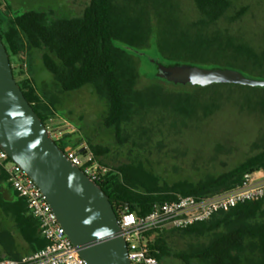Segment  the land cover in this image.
<instances>
[{"label":"trees","instance_id":"16d2710c","mask_svg":"<svg viewBox=\"0 0 264 264\" xmlns=\"http://www.w3.org/2000/svg\"><path fill=\"white\" fill-rule=\"evenodd\" d=\"M194 6L199 24H213L226 14L231 0H194ZM113 8L112 0H89L80 17L54 20H48L42 12L27 11L9 20L0 18V37L9 61L11 57L23 61L30 70L29 63H33V53L36 52L42 68L53 76L52 87L42 92H38L31 70V77L16 80L45 127L58 114L61 106L59 96L66 97L69 93L90 87L94 93L105 98L104 125L113 131L117 144L124 147L128 144V138L124 135L125 126L133 124L140 131L147 108L154 106L158 99H150L149 91L139 86L140 59L115 44L117 40L146 47L151 30L146 35L142 28L128 30L131 8L125 7L119 18L114 16ZM164 44L158 45L161 59L165 58L163 50H171L172 54L184 51L196 56L202 63H214L220 68L237 69L240 73L248 72V68L253 72H264V51L258 56L249 47L232 44L230 59L226 63H218L211 62L209 58L216 60L224 57L212 52L210 42L178 38L176 42ZM152 78L162 79L156 74ZM166 81L171 86L185 88L184 92H173L166 97L173 112L185 115L192 114L198 108L199 97H194L193 93L227 87L232 89L238 84L215 82L203 88L200 80ZM142 133L145 134V130ZM82 138L78 137L76 141L73 135L65 134L59 147L63 150L68 144L78 146ZM131 143L136 145L134 141ZM87 145L95 158L110 168L99 186L109 197L114 210L125 209L127 204V210L137 215L147 214L155 203L172 201L178 196L202 197L229 190L240 183L246 172L264 168L262 151L227 172L197 181L179 180L168 186L146 167L140 154L129 163L112 168L103 160L109 153L106 147ZM174 231L186 235L214 233L211 242L201 250L188 257L176 255L185 262L187 258H192L201 264H264V198L236 205L227 212H218L208 221L187 229L155 233L151 250L158 251L155 256L159 264H165L167 240ZM16 234L26 248L23 253L19 251L22 247L17 243ZM45 245L46 241L40 236L37 222L29 214L25 201L12 190L7 174L0 168V247L5 251L4 257L20 259Z\"/></svg>","mask_w":264,"mask_h":264},{"label":"rangeland","instance_id":"374dc122","mask_svg":"<svg viewBox=\"0 0 264 264\" xmlns=\"http://www.w3.org/2000/svg\"><path fill=\"white\" fill-rule=\"evenodd\" d=\"M112 3L116 18L122 15L125 7L131 8L128 30L142 28L145 35L151 30L146 47L117 40L115 44L140 59L139 86L149 91L150 95H147L150 99L158 100L154 106L147 108L140 131L133 124L125 126L124 135L128 138V144L124 147L117 144L113 131L104 125L105 98L94 93L90 87L67 94L58 110V114L77 130L69 132L55 116L49 121L52 126L60 125L66 134L82 136L80 142L106 147L109 153L103 160L112 168L129 163L140 154L146 167L168 186L179 180L197 181L227 172L264 151V86L238 83L232 89L227 87L193 93L194 97H199L198 108L192 114L185 115L173 112L166 99L168 94L184 92L185 88L171 86L165 79L152 78L156 74V62L204 69L220 68L214 63H202L199 58L184 51L172 54L171 50H163L166 59H161L158 54L159 43L162 46L164 43L171 44L178 38L191 42H210L212 52L224 57L216 60L210 57L211 62L226 63L232 55V44L249 47L259 56L264 51V0H231L230 8L221 19L206 25L199 24L194 0H112ZM88 4L89 0H0V18L9 20L27 11L42 12L48 20L77 18ZM36 54L33 53V63H29V66L37 90L42 92L52 87L53 76L42 68ZM10 63L14 67L15 80H22L21 77L25 75L23 61L11 57ZM247 70L242 73L248 78L264 80V72H253L250 68ZM176 75L175 80L179 77V74ZM180 75L205 81L203 88L219 79L209 74ZM78 137L73 136L76 141ZM133 141L136 145L131 143ZM213 238L214 233L186 235L178 231L171 232L164 263L201 264L192 258H187L185 262L176 255L188 257L208 245ZM16 240L19 245H24L18 234Z\"/></svg>","mask_w":264,"mask_h":264},{"label":"water","instance_id":"95a60500","mask_svg":"<svg viewBox=\"0 0 264 264\" xmlns=\"http://www.w3.org/2000/svg\"><path fill=\"white\" fill-rule=\"evenodd\" d=\"M156 76L182 82L184 74L213 75L215 82L264 86L229 68L155 63ZM175 80L174 76H177ZM179 78V79H178ZM197 80V79H196ZM202 81L205 85V81ZM0 148L40 189L65 234L86 264H130L116 211L99 184L64 154L17 84L0 37ZM128 205H125L127 209Z\"/></svg>","mask_w":264,"mask_h":264},{"label":"built area","instance_id":"2783aa9c","mask_svg":"<svg viewBox=\"0 0 264 264\" xmlns=\"http://www.w3.org/2000/svg\"><path fill=\"white\" fill-rule=\"evenodd\" d=\"M11 67L14 68L12 64ZM63 127L69 132L75 131L67 124ZM46 131L58 146L66 134L60 127L52 124L46 127ZM62 151L97 184L102 182L110 171L108 166L95 158L84 141L78 146L68 144ZM0 168L7 174L12 190L25 201L29 214L37 222L40 236L46 241L42 249L20 259L2 257L0 264H86L57 221L38 186L1 148ZM263 198L264 168H259L246 172L239 184L226 191L202 197L178 196L172 201L155 203L144 215H137L127 209L115 211L130 264H159L155 256L158 251L151 250L155 233L187 229L208 221L218 212H227L236 205Z\"/></svg>","mask_w":264,"mask_h":264},{"label":"crops","instance_id":"0c3cea01","mask_svg":"<svg viewBox=\"0 0 264 264\" xmlns=\"http://www.w3.org/2000/svg\"><path fill=\"white\" fill-rule=\"evenodd\" d=\"M23 65H24V72H25V75H23L22 77H21V79H26V78H28V77H31V72H30V70L28 69V67H26V64L23 62ZM59 98L61 99V104H62V102H65V99H66V97H64V96H59ZM55 117H57L58 119H60V125L63 127L65 124H67V125H69L70 127H72V128H74V130H77L76 129V127H74L68 120H66L63 116H61V115H59V114H56L55 115ZM59 122V121H58ZM59 125V126H60ZM59 126H57V127H59ZM75 138H77L78 136L77 135H73ZM81 136V135H80ZM22 248L21 249H19V251H21L22 253L24 252V251H26V248H25V246L24 245H22L21 246ZM5 256V251L0 247V257L2 258V257H4Z\"/></svg>","mask_w":264,"mask_h":264},{"label":"flooded vegetation","instance_id":"af4514ba","mask_svg":"<svg viewBox=\"0 0 264 264\" xmlns=\"http://www.w3.org/2000/svg\"><path fill=\"white\" fill-rule=\"evenodd\" d=\"M14 70V68L12 69V71Z\"/></svg>","mask_w":264,"mask_h":264}]
</instances>
